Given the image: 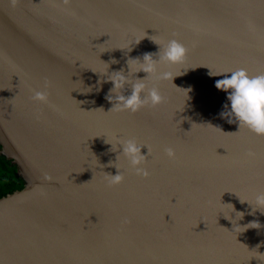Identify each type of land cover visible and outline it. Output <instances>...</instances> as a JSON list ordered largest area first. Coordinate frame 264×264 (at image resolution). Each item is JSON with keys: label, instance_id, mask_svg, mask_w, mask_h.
Masks as SVG:
<instances>
[{"label": "water", "instance_id": "95a60500", "mask_svg": "<svg viewBox=\"0 0 264 264\" xmlns=\"http://www.w3.org/2000/svg\"><path fill=\"white\" fill-rule=\"evenodd\" d=\"M172 39L184 61L145 79L164 101L111 109L107 77L143 79L128 59ZM238 69L264 73V0H0V154L24 181L0 198V264H264V208L245 201L264 192V135L221 117L215 87Z\"/></svg>", "mask_w": 264, "mask_h": 264}, {"label": "clouds", "instance_id": "9594fccd", "mask_svg": "<svg viewBox=\"0 0 264 264\" xmlns=\"http://www.w3.org/2000/svg\"><path fill=\"white\" fill-rule=\"evenodd\" d=\"M153 55V53H145L142 59L139 57L128 59L129 71V60H139L137 72L143 71L147 74L143 79L136 78L135 81H132L122 71H114L112 75L107 77L113 85L107 96L113 105L111 109L135 113L145 106L155 107L164 101L159 89L155 86L149 87L145 79L147 76L156 75L157 63H182L187 55V49L179 41L172 39L165 45H159L158 59H154ZM157 78L173 79L171 73L167 72L160 74ZM127 84H131V91L124 94L121 90ZM47 87L46 82L45 88ZM215 87L226 93L228 102L224 105V111L219 113L221 117L226 118L228 123L235 122L238 127H246L257 135H264V73L249 75L245 69H238L222 75L221 79L215 81ZM32 99L37 102H47L48 93L43 90L35 91ZM112 147L111 145V151ZM118 148L121 150L119 153L128 159L137 175L148 176L147 169L142 167L147 156L142 154L141 149L143 147L135 139L118 140ZM165 152L170 159L175 157L174 148L168 147ZM249 155L252 154L249 153ZM115 167L118 169L117 174H109L107 177L109 184L112 185L119 184L124 179L119 168L116 165ZM245 201L252 206L253 210L259 209L261 211L264 208V192L256 195L255 207L249 201ZM243 202L241 201V203ZM236 212L241 214L240 219H242L244 213Z\"/></svg>", "mask_w": 264, "mask_h": 264}, {"label": "trees", "instance_id": "16d2710c", "mask_svg": "<svg viewBox=\"0 0 264 264\" xmlns=\"http://www.w3.org/2000/svg\"><path fill=\"white\" fill-rule=\"evenodd\" d=\"M23 188L24 181L18 175L17 166L0 154V198Z\"/></svg>", "mask_w": 264, "mask_h": 264}]
</instances>
